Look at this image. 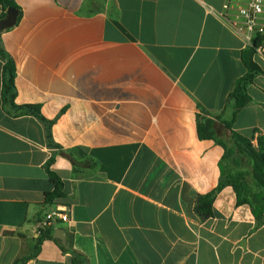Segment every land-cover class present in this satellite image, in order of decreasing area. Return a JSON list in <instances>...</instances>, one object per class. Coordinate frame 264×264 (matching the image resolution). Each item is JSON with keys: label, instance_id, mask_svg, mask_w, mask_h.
<instances>
[{"label": "crops", "instance_id": "0c3cea01", "mask_svg": "<svg viewBox=\"0 0 264 264\" xmlns=\"http://www.w3.org/2000/svg\"><path fill=\"white\" fill-rule=\"evenodd\" d=\"M226 0H16V26L0 44L16 66L17 105L55 121L50 147L34 116L3 107L0 55V264H73L39 222L57 207L72 222L51 229L88 264H264V216L232 186L201 220L200 196L221 181L224 148L198 122L233 115L231 94L248 48L219 17ZM9 8L0 4V20ZM263 70L232 130L264 138ZM70 154L71 158L62 154ZM50 170L65 197L53 205ZM57 239V238H56ZM63 245V244H62Z\"/></svg>", "mask_w": 264, "mask_h": 264}, {"label": "trees", "instance_id": "16d2710c", "mask_svg": "<svg viewBox=\"0 0 264 264\" xmlns=\"http://www.w3.org/2000/svg\"><path fill=\"white\" fill-rule=\"evenodd\" d=\"M0 4L6 8L15 7L16 0H0ZM264 46V36H259L254 40L253 46L243 51L242 61L246 68V73L241 77L230 96L233 104V115L230 121H223L226 130V139L221 140L217 136V130H213L214 123L206 121L203 124L198 122L199 136L202 139H213L225 150V155L220 162L221 181L211 193L200 196L197 200L195 211L201 220L205 221L214 216L213 204L217 195L227 186H232L237 195L238 204H248L251 206L254 215L260 221L264 216V138H259L257 146H254L251 139H247L232 130L239 113L250 102L248 88L253 84L255 78L263 74L261 67L255 62L254 56L259 47ZM0 55L7 60L3 70L2 100L4 109L12 116H34L43 123L46 130V137L50 147H57L53 142L52 127L55 121L47 120L41 113L39 105H17L16 88V66L5 48L0 44ZM58 148V147H57ZM62 154L72 159L70 154L62 151ZM51 159L48 163V174L54 185V190L46 194V203L53 205L65 197L63 182L50 170L53 163ZM54 239L52 231L44 230L40 233L35 255L40 250V245L46 239ZM65 252L73 255V264H88V260L81 253L75 251L70 245L64 247Z\"/></svg>", "mask_w": 264, "mask_h": 264}, {"label": "built area", "instance_id": "2783aa9c", "mask_svg": "<svg viewBox=\"0 0 264 264\" xmlns=\"http://www.w3.org/2000/svg\"><path fill=\"white\" fill-rule=\"evenodd\" d=\"M219 17L235 35L244 39L248 48L256 38L264 36V0H226ZM59 221L71 223L70 210L57 207L46 213L39 222V233L53 228Z\"/></svg>", "mask_w": 264, "mask_h": 264}, {"label": "water", "instance_id": "95a60500", "mask_svg": "<svg viewBox=\"0 0 264 264\" xmlns=\"http://www.w3.org/2000/svg\"><path fill=\"white\" fill-rule=\"evenodd\" d=\"M19 10L15 7H10L7 11V16L0 20V35L3 31L11 29L16 26L19 18ZM55 238L59 239L64 247L67 245V234L64 229H58L55 232Z\"/></svg>", "mask_w": 264, "mask_h": 264}]
</instances>
